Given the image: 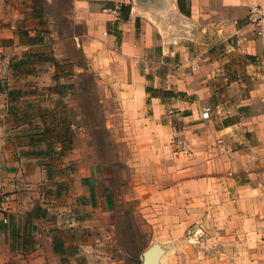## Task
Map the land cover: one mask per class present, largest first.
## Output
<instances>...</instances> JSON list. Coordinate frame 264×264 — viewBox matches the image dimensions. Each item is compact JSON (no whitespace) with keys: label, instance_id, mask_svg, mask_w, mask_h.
<instances>
[{"label":"crops","instance_id":"crops-1","mask_svg":"<svg viewBox=\"0 0 264 264\" xmlns=\"http://www.w3.org/2000/svg\"><path fill=\"white\" fill-rule=\"evenodd\" d=\"M114 1L73 0L72 24L82 22L84 30L70 26L63 35L42 12L41 0H0V91L9 98L0 105V177L10 195L8 221L0 218V264H112L106 238L124 222L115 214L139 206L98 184L101 128L93 123V94L84 90V74H96L94 100H107L98 92L110 85L124 115H143L145 128L156 127L162 94L151 96L157 103L152 113L135 108L146 103L147 87L184 92L170 99L181 106L189 105L192 94L215 98L216 75L223 70L221 58L212 55L215 41L236 34L245 44L241 34L254 29L246 24L250 8L264 7V0H183L186 14L179 0H139L138 12L131 7L123 19ZM177 21L185 26L175 33ZM253 47L246 52L257 54ZM168 59L179 67L163 75L159 67ZM257 99L264 100V93L242 95L236 111L248 110ZM217 103L225 113L228 101ZM104 111L103 131L113 132V113ZM260 117L264 110L244 116L247 126L224 119L220 129L234 125V131L256 133V142L246 140L253 148L264 141L253 123Z\"/></svg>","mask_w":264,"mask_h":264},{"label":"rangeland","instance_id":"rangeland-1","mask_svg":"<svg viewBox=\"0 0 264 264\" xmlns=\"http://www.w3.org/2000/svg\"><path fill=\"white\" fill-rule=\"evenodd\" d=\"M130 5L138 12L139 0ZM40 6L59 34L70 33V26L83 32L84 23L72 24L73 0H41ZM183 26L177 21L172 29L178 33ZM241 35L247 36L245 44L236 34L214 43L212 55L221 58L223 66L216 75L215 98L201 100L192 94L187 96L189 105L181 106L170 102L172 95L164 94V86H148L146 103L135 108L152 113L157 103L151 96L162 94L156 127L145 128L143 115H124L117 90L110 85L103 84L98 92L107 100H94L96 74H84V90L93 94V123L101 128L96 133L102 162L98 184L112 186L119 199L129 197L126 203L139 206L115 214L124 222L106 238L112 264H264V141L250 148L246 140L256 142V133L234 131V125L220 129L224 119L247 126L244 116L264 110L261 99L248 110L235 109L242 95L264 93V37L251 27ZM230 45L240 50L228 51ZM254 45L257 54L250 58L246 51ZM178 67L168 59L159 70L165 75ZM226 100L228 109L222 113L217 102ZM106 108L113 113L114 130L109 133L103 131ZM253 123L260 125L264 137V117ZM149 249L154 254L147 258Z\"/></svg>","mask_w":264,"mask_h":264},{"label":"built area","instance_id":"built-area-1","mask_svg":"<svg viewBox=\"0 0 264 264\" xmlns=\"http://www.w3.org/2000/svg\"><path fill=\"white\" fill-rule=\"evenodd\" d=\"M132 0H115V8L120 9L121 5H130ZM247 25L254 27V30L259 35H263L264 25V8L261 5H254L250 8L247 15ZM9 101L8 95L4 91H0V105H5ZM10 200L9 193L4 189V183L0 177V218L4 221H8L7 210L8 202Z\"/></svg>","mask_w":264,"mask_h":264},{"label":"trees","instance_id":"trees-1","mask_svg":"<svg viewBox=\"0 0 264 264\" xmlns=\"http://www.w3.org/2000/svg\"><path fill=\"white\" fill-rule=\"evenodd\" d=\"M179 5H180V9L185 12L186 14H189V10L186 9V6L185 4L183 3V0H179ZM120 13H121V16L123 19H128L129 18V14H130V11H131V5H121L120 9H119ZM246 56L250 57V58H253L254 55L252 54H247ZM147 90L149 91V87H147ZM164 94H169V95H172V96H178L179 94H182V93H177V92H174L172 89H165L164 90ZM248 107L247 106H243L241 107L240 109H244L246 110ZM227 122L224 121V124H226Z\"/></svg>","mask_w":264,"mask_h":264},{"label":"water","instance_id":"water-1","mask_svg":"<svg viewBox=\"0 0 264 264\" xmlns=\"http://www.w3.org/2000/svg\"><path fill=\"white\" fill-rule=\"evenodd\" d=\"M145 254L147 258H150L154 254V251L152 249H149L145 252Z\"/></svg>","mask_w":264,"mask_h":264}]
</instances>
